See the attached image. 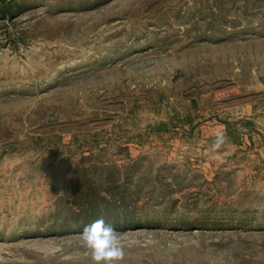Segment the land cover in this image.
Wrapping results in <instances>:
<instances>
[{
  "label": "rangeland",
  "instance_id": "1",
  "mask_svg": "<svg viewBox=\"0 0 264 264\" xmlns=\"http://www.w3.org/2000/svg\"><path fill=\"white\" fill-rule=\"evenodd\" d=\"M98 218L122 264H264V0H0V264H91Z\"/></svg>",
  "mask_w": 264,
  "mask_h": 264
},
{
  "label": "clouds",
  "instance_id": "2",
  "mask_svg": "<svg viewBox=\"0 0 264 264\" xmlns=\"http://www.w3.org/2000/svg\"><path fill=\"white\" fill-rule=\"evenodd\" d=\"M227 142L223 133H218L213 150H218ZM80 242L86 250L91 264H122L126 252L121 233L103 218H98L83 227L79 234Z\"/></svg>",
  "mask_w": 264,
  "mask_h": 264
},
{
  "label": "trees",
  "instance_id": "3",
  "mask_svg": "<svg viewBox=\"0 0 264 264\" xmlns=\"http://www.w3.org/2000/svg\"><path fill=\"white\" fill-rule=\"evenodd\" d=\"M9 15H10V12L8 10L7 11H3L2 18H6Z\"/></svg>",
  "mask_w": 264,
  "mask_h": 264
}]
</instances>
